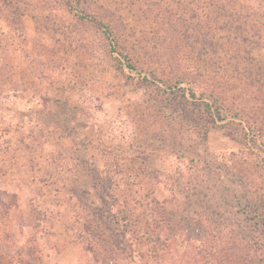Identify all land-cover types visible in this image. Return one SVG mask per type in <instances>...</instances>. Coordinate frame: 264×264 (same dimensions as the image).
I'll use <instances>...</instances> for the list:
<instances>
[{
    "label": "rangeland",
    "instance_id": "1",
    "mask_svg": "<svg viewBox=\"0 0 264 264\" xmlns=\"http://www.w3.org/2000/svg\"><path fill=\"white\" fill-rule=\"evenodd\" d=\"M77 6L133 70L67 0H0V191L17 203L7 253L264 264V0ZM187 82L225 115L207 133L183 116L210 122Z\"/></svg>",
    "mask_w": 264,
    "mask_h": 264
},
{
    "label": "trees",
    "instance_id": "2",
    "mask_svg": "<svg viewBox=\"0 0 264 264\" xmlns=\"http://www.w3.org/2000/svg\"><path fill=\"white\" fill-rule=\"evenodd\" d=\"M78 1L79 0H67L70 9L80 19L87 20L93 25H95L102 32V34H104L105 38L110 41V47L112 52L120 56V61H123L126 67H128L130 70H133V66L129 63V59L121 52L118 44L115 42V39L112 36V32L106 27V25L102 21L80 10L77 6ZM222 10L224 11V9ZM120 61L119 65H121ZM177 83L178 85L181 84L182 80H179ZM186 86L187 88H184V90L188 93L189 98L187 99L185 93L183 95L185 101L189 104V107H192L193 109H198L199 107L204 106L206 108L207 114L209 115L210 122H202V120L198 116L195 117L193 116L192 112L188 113L187 111L186 114L183 115L184 117L188 119L193 118V120L197 123H201L204 127L205 133L208 132L210 124H215L217 122L224 121L225 115L221 114L218 98L217 96H214L213 92L208 93L204 89L197 90V88H195L189 82L186 83ZM16 208L17 203L15 201V196L0 191V264H31L30 259H32V257H34V254L37 253L35 247L29 245L27 248L23 246L18 248L17 252L20 255L18 261H14V257L7 253L9 248L7 247V245H15L13 241L15 240L16 232L14 233V231L10 229V227L11 222L13 223L16 220V217L11 216L14 210H16ZM22 250H24L25 252L23 253ZM27 258L29 259L27 260Z\"/></svg>",
    "mask_w": 264,
    "mask_h": 264
}]
</instances>
